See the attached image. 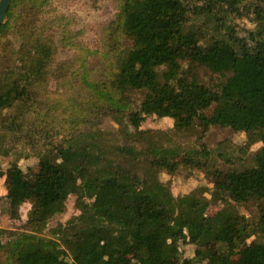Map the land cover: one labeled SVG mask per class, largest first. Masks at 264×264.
I'll return each instance as SVG.
<instances>
[{"label": "trees", "instance_id": "trees-1", "mask_svg": "<svg viewBox=\"0 0 264 264\" xmlns=\"http://www.w3.org/2000/svg\"><path fill=\"white\" fill-rule=\"evenodd\" d=\"M62 1L13 0L0 26V264H264V0H115L96 49L69 33ZM69 45L82 53L61 61ZM216 93L225 116L208 119ZM217 126L245 152L218 153L229 169L211 198L175 196L176 175L213 174ZM74 197L82 212L50 228ZM27 204L25 231L2 227Z\"/></svg>", "mask_w": 264, "mask_h": 264}, {"label": "rangeland", "instance_id": "rangeland-1", "mask_svg": "<svg viewBox=\"0 0 264 264\" xmlns=\"http://www.w3.org/2000/svg\"><path fill=\"white\" fill-rule=\"evenodd\" d=\"M115 0H63L59 4V11L63 13L69 20L66 23L69 33L77 42H81L82 46L86 49H96L100 47L102 38V28L111 18L116 14ZM82 53L79 47L70 46L60 50L59 59L61 61L74 60L76 56ZM200 77L208 84L215 85L217 87L223 82V78L215 73L210 72L207 69L200 70ZM84 99L94 100L97 94L87 91L82 94ZM221 96L216 93L210 105L203 111V114L208 119L215 117L224 118L225 111L220 106ZM154 106L159 108L161 112L167 113L169 110V104L167 102L158 103L153 102ZM171 125L169 117L162 120L161 126L167 128ZM106 127L110 129H116V125L108 121ZM208 143L210 149L213 151L211 155V165L209 168L213 174L209 175L207 167L203 171L193 170L194 172H182L173 178L172 190L175 196L187 194L190 192H196L197 198L201 196L207 198L212 197V193L215 189V181L221 182L224 180L222 175L229 169V165L224 162H219L217 155L219 152L225 154L235 153V156H242L243 151L247 148L246 141L243 135L235 133L229 129L222 128L220 126L215 127L208 136ZM257 149V145L250 148V154ZM2 168H6L10 165L9 159H0ZM34 170L39 172L41 170V164L38 160H33ZM222 178V179H221ZM9 179L5 176L0 179V197L5 196V192L8 188ZM127 202L132 207H139L143 204V200L137 196L135 192H131L127 197ZM148 212L154 213L158 211V208L150 203L146 204ZM221 204L214 205L210 208L209 214L213 215ZM32 209L30 204L24 207L22 217L19 219H11L8 215L2 217V227L10 230H26L28 222V214ZM82 210L78 209L76 205V198H72L67 206V212L63 215L57 216L53 222L50 223V228L55 227L59 222H67L72 217L80 214ZM242 212L249 216V213L242 209ZM87 249L84 254H87Z\"/></svg>", "mask_w": 264, "mask_h": 264}, {"label": "water", "instance_id": "water-1", "mask_svg": "<svg viewBox=\"0 0 264 264\" xmlns=\"http://www.w3.org/2000/svg\"><path fill=\"white\" fill-rule=\"evenodd\" d=\"M13 0H0V26L7 22V16Z\"/></svg>", "mask_w": 264, "mask_h": 264}]
</instances>
